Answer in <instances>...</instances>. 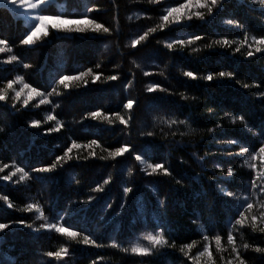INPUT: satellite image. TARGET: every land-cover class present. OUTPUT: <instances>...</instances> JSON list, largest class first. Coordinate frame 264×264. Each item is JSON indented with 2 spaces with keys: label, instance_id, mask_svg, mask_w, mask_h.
Wrapping results in <instances>:
<instances>
[{
  "label": "trees",
  "instance_id": "trees-1",
  "mask_svg": "<svg viewBox=\"0 0 264 264\" xmlns=\"http://www.w3.org/2000/svg\"><path fill=\"white\" fill-rule=\"evenodd\" d=\"M183 2L53 0L40 12L71 18L87 15L109 32L52 30L32 46L20 43L31 29L27 20L0 5V39L12 49L0 53V87L23 76L25 83L51 93L50 104H39L37 97L25 107L26 91L15 109L11 97L0 101V167L9 165L0 172V196H7L13 204L8 208L0 200V223L10 225L0 233V264H209L207 257L194 262L179 249L193 244L189 255L198 256L206 243L203 236L211 240L216 234L223 237L221 247L228 250L217 251L212 241V260L226 264L231 258L228 232L236 237L247 264H264V254L254 250L264 248V233L254 232L250 220L243 228L235 225L237 212L246 209L244 197L255 205L249 216H259L264 204V193L251 187L257 173L250 165L256 163L259 168V160L252 161L248 153L239 155L241 147L258 151L264 143V52H255L253 46L254 55L248 57L247 45L235 51L245 35L249 43L253 36H264V5L257 0H222L212 15L201 10L205 11L203 20L194 17L161 30L160 17L166 8ZM152 27L157 31L133 47L132 41ZM194 36L202 39L166 47ZM224 38L235 43L230 47L215 43ZM12 55L18 62L5 63ZM24 64L31 67L24 68ZM88 69L101 74L100 80L93 83L89 76L87 86L81 81L71 82L69 88L58 84L62 75ZM188 71L196 79L185 76ZM221 71L233 72L234 77L220 78ZM210 74L212 81L205 79ZM110 75L118 79L110 81ZM153 84L167 91L148 92ZM128 100L135 101L131 110L123 107ZM94 111L119 112L131 119L122 125L113 116L114 123L108 124L103 116L92 119L89 113ZM49 114L56 120L46 122ZM145 114L148 121L143 123ZM33 120L41 126L31 127ZM57 123L63 125L60 131L47 133ZM93 139L100 147L73 149L69 154L73 159L61 162L63 167L58 165L55 172L32 171L55 162L73 141L87 145ZM125 144L128 153L116 158L109 155ZM145 153L148 163H162L172 175L151 173L147 165L135 160ZM13 166L29 172V179L17 183V174L10 181L3 180ZM42 182L52 187L48 202ZM97 186L103 190L95 191ZM125 187L133 191L125 194ZM28 204L39 205L44 219H36L35 211H24ZM18 220L32 228L14 223ZM44 223H57L81 235L72 240L54 230L36 232ZM161 231L175 248H161L146 257L121 250L136 244L149 247L143 237ZM84 235L100 246L79 243ZM113 243L119 247L113 248ZM244 243L250 245L247 251L242 248ZM61 247L69 249L62 260L46 255Z\"/></svg>",
  "mask_w": 264,
  "mask_h": 264
},
{
  "label": "snow or ice",
  "instance_id": "snow-or-ice-1",
  "mask_svg": "<svg viewBox=\"0 0 264 264\" xmlns=\"http://www.w3.org/2000/svg\"><path fill=\"white\" fill-rule=\"evenodd\" d=\"M48 2V0H0V4L12 5L15 6L17 9H23L24 14L26 16L31 17L32 20L36 21L34 26L31 28L30 31H28L24 37L20 40V43L22 45L32 46L36 45L38 41L43 40L44 38L49 36V29L55 30V32L60 33H108L109 28L105 27L103 24L97 23L96 20L90 19L87 15H84L80 18H70L67 16H60V15H48L43 14L39 10L43 5H45ZM155 3H159V0H153ZM222 0H184L183 3H178L175 7H167L165 10V13L161 15L160 19L162 23L159 25L161 30L168 28L170 25H179L187 21H192L195 17L196 19L203 20L205 18V11L206 10L208 15H212L214 9H218L221 5ZM257 3L264 5V0H257ZM195 10V11H193ZM231 23V21H229ZM157 31V28L152 27L149 28L143 35L139 36L138 39L133 40L132 44L133 47L138 45L141 41H144L148 38L150 33H155ZM201 36H194L188 40L184 39H177L174 40L171 43H168L166 45L167 48L171 49L173 48V45H180L184 46L186 44H192L194 41L201 40ZM215 43L221 44L224 47H230L232 43H235V41H229L227 38H224L223 40L216 41ZM247 45L248 51L247 56L252 57L255 52H264V36L262 37H252V42L249 43L247 35H245L244 40L241 42V46L237 47L235 49L236 52H240L241 47ZM254 47V51L252 50ZM211 47V45H209ZM12 49L8 46V42L4 39H0V53L5 52H11ZM18 62V57L15 55L10 56L5 63H13ZM24 68H30L31 65L24 64ZM99 67V65H97ZM139 67V65H137ZM145 75H150V73H145ZM185 76L190 77L192 79H196V76L193 72L188 71L184 73ZM92 77V82L95 83L96 81H99L101 78V74L99 73H93L92 69H88L87 71L79 72L76 75H62L59 80L58 84L62 85L64 88H69L71 86V82L73 81H81L84 83L85 86H87V79L86 77ZM218 76L220 78H233L234 73L233 72H224L221 71L218 73ZM213 75H207L205 77L206 80L212 81ZM108 80L114 81L117 80L118 77L115 75H110L107 77ZM19 85L20 87L17 88L16 86ZM244 87H248L247 84L244 85ZM25 91L27 92L26 98L23 99V105L27 107L30 101L36 99L37 97H40L39 104H50L51 101L48 99V96L51 95V93H44L38 90L36 87H32L30 84L25 83L23 76H17L15 79H9L4 84L3 87H0V101L7 102L9 101L10 97L12 100L11 107L13 109L16 108V105L21 102V98L24 96ZM53 92L56 91L55 88L52 89ZM147 91L150 93L154 92H166L167 90L164 88H161L158 84L150 85L147 88ZM59 95V93H57ZM135 101L128 100L126 104L123 105L124 108L131 110L133 108ZM39 104L37 107H39ZM89 116L94 119L98 120L103 116V119L108 123L112 124L114 123L113 116L115 117L116 121H119L122 125H127L128 120L131 119V116L128 117V120L124 118V116L120 115L119 112L113 113L112 115H105L101 111H94L89 113ZM239 119L243 121L244 117L240 116ZM56 117L54 115H47L46 122L47 121H55ZM172 123H175L173 121ZM31 127L39 128L41 126V122L39 120H33L31 122ZM63 125L60 123H57L55 127H50L47 129V133L52 132H59L60 128ZM0 131H3V129H0ZM149 136L152 135L151 132L148 133ZM232 143H239V141H233ZM93 146L100 147V145L97 143L95 139L91 140L87 145H81L73 141L71 145L66 149L64 152V155L57 156L55 159V162L51 163L49 166L46 167H39V168H33V172L37 173H53L57 170V166L59 165L61 168L63 167V164L61 162L67 163V161L73 159L71 155H69L73 149H79L81 147L89 148L91 149ZM130 151V148L128 145H122L120 147L115 148L114 151H112L109 155L112 158L121 157L125 153H128ZM245 153H248L250 155V158L252 161L259 160V168L256 163H252L250 165L251 169L257 173L256 179H253L251 181V187L252 188H259L262 193H264V183L257 184V180L264 181V143H261V145L258 148V151H252L249 152L248 147H241L239 155L243 156ZM92 156H95V151H92L90 153ZM147 153L145 155H136L135 160L140 162L141 165H147V168L151 169V173H163L165 176H171V172L168 170V168L165 167L162 163H148V160L146 159ZM101 159H107V157H100ZM79 159V157H77ZM9 167V165H3L0 167V172H3L5 168ZM14 170L8 174L2 177L5 181L12 180L13 176H16L19 174V178L17 180V183L26 181L29 179V172H26L23 168L13 166ZM131 174V169L129 170ZM150 173V174H151ZM233 174V170L230 168L228 169V175L231 176ZM55 178L53 177V180ZM105 183H108V181H105ZM103 189H101L99 186L95 189V191L100 192ZM133 189L130 187H125L123 189V192L125 194L132 192ZM223 191V189H221ZM227 195L231 196L233 195L231 192H228ZM0 200H3L8 208H12L13 204L8 201L7 196H0ZM248 198L244 197L243 201L246 202V209L243 211H238L237 215L239 216V219L235 220V225H239L241 228L245 227L246 221H251V228L252 230L259 231L261 233H264V227L258 226L257 221H259L261 224H264V204L260 205L261 211L259 213V216L251 215L249 216L247 213H251L255 205L251 202H247ZM90 202V201H89ZM24 211L27 212H33L35 211L38 213L36 219L42 220L44 219V214L42 209L37 204H28ZM14 223L17 224H25L24 220H18ZM234 225V226H235ZM26 227L32 228L31 224H25ZM163 228V225H160ZM10 225L8 223H0V233H3L6 229H8ZM54 230L56 233L61 234L62 236H66L72 240H76V238L80 237L81 233L77 231H73L68 227L61 226L57 223H44L39 226V228H36V232H40L41 230ZM202 230V229H201ZM144 240L148 242L150 245L149 247L142 246L140 244H136L129 248H122L121 250L123 252H131L132 254L139 255L141 257H146L149 255H152L154 251H158L161 248L165 247H171L175 248V243H170L168 239L165 238L164 232L161 231L159 234H147L143 237ZM222 239L223 237L219 234H216L212 236L211 240L209 239L208 235L203 236V240L206 242L203 246V250L199 251L198 256H191L189 255L191 253L192 248L194 247L193 244H187L179 249L180 252L184 253L186 256L189 257V259L195 261H198L200 258L207 257L209 264H215V261L212 260V252L210 250L211 242L214 241L215 245L217 246V251H227L228 249H224L221 247L222 245ZM227 244L230 246L231 249V258L226 261V264H247V261L243 258L240 249L237 247L236 237L232 234V232L227 233ZM79 243H82L84 245H95L99 247L100 245L96 244V241L92 239L88 235H84L82 240L79 241ZM113 248L119 247L116 243H113L111 245ZM250 245L247 243H244L242 245V248L247 251L249 249ZM187 249V251H185ZM255 252L264 254V248L256 247ZM69 249L68 247H61L57 251H49L46 253L48 257H53L55 260L59 261L62 260L65 256L68 255ZM92 264H97L96 261H93Z\"/></svg>",
  "mask_w": 264,
  "mask_h": 264
},
{
  "label": "rangeland",
  "instance_id": "rangeland-1",
  "mask_svg": "<svg viewBox=\"0 0 264 264\" xmlns=\"http://www.w3.org/2000/svg\"><path fill=\"white\" fill-rule=\"evenodd\" d=\"M53 0H48V2L45 4V5H47V4H49L50 2H52ZM0 5H4V4H0ZM45 5H43V6H45ZM5 6V5H4ZM42 6V7H43ZM7 8H9L10 10H11V13H13L14 15H15V13H16V15L20 18V17H22V18H24V19H26L27 20V24L29 25V27L31 26V28L34 26V24L36 23V21H34V20H32L31 19V17H30V15L29 16H26L25 14H24V10L23 9H17L15 6H12V5H7L6 6ZM40 11V10H39ZM43 13V12H42ZM43 14H48V15H55V14H49V13H43ZM60 16H62V15H60ZM64 16V15H63ZM68 17V16H67ZM71 18V17H70ZM74 18V17H73ZM31 30V29H30ZM50 31H52V29H49V32ZM55 31V30H54ZM4 115L3 114H1V118L3 117ZM148 121V116L145 114V116L142 118V122L143 123H146ZM38 180V179H37ZM39 181V180H38ZM39 183V182H38ZM42 188L44 189V193H43V197L45 198V201L46 202H48V199H49V196H50V194H49V190H51L52 189V187H51V184H49V182H42Z\"/></svg>",
  "mask_w": 264,
  "mask_h": 264
}]
</instances>
